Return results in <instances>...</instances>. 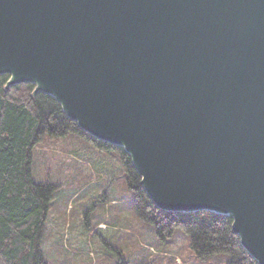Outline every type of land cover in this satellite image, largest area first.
<instances>
[{"label": "water", "instance_id": "1", "mask_svg": "<svg viewBox=\"0 0 264 264\" xmlns=\"http://www.w3.org/2000/svg\"><path fill=\"white\" fill-rule=\"evenodd\" d=\"M122 148L167 212L233 218L264 264V0H0V76Z\"/></svg>", "mask_w": 264, "mask_h": 264}, {"label": "trees", "instance_id": "2", "mask_svg": "<svg viewBox=\"0 0 264 264\" xmlns=\"http://www.w3.org/2000/svg\"><path fill=\"white\" fill-rule=\"evenodd\" d=\"M10 75L0 76V264H49L43 249L49 210L59 183L35 182L34 150L45 138L77 134L102 150L121 157L129 187L134 191L139 216L155 226L161 240L181 228L191 236V246L206 259L230 256L227 264H259L233 232V218L209 211L179 213L158 208L140 184L130 156L120 147L85 133L51 96L34 95L35 84L7 89Z\"/></svg>", "mask_w": 264, "mask_h": 264}, {"label": "rangeland", "instance_id": "3", "mask_svg": "<svg viewBox=\"0 0 264 264\" xmlns=\"http://www.w3.org/2000/svg\"><path fill=\"white\" fill-rule=\"evenodd\" d=\"M35 182L55 192L43 237L49 264H227L230 256L206 259L178 228L161 240L135 206L121 155L77 134L45 140L34 150Z\"/></svg>", "mask_w": 264, "mask_h": 264}]
</instances>
